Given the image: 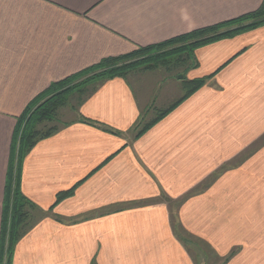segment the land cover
<instances>
[{
	"label": "crops",
	"instance_id": "crops-1",
	"mask_svg": "<svg viewBox=\"0 0 264 264\" xmlns=\"http://www.w3.org/2000/svg\"><path fill=\"white\" fill-rule=\"evenodd\" d=\"M261 2L0 0V219L17 118L51 84ZM195 57L205 84L141 135L154 96L116 78L37 142L20 191L41 216L12 264H264V25Z\"/></svg>",
	"mask_w": 264,
	"mask_h": 264
},
{
	"label": "trees",
	"instance_id": "trees-1",
	"mask_svg": "<svg viewBox=\"0 0 264 264\" xmlns=\"http://www.w3.org/2000/svg\"><path fill=\"white\" fill-rule=\"evenodd\" d=\"M262 25L264 0L256 10L237 18L192 30L160 44L138 47L125 55L102 59L97 64L54 82L30 102L17 118L13 134L1 208L0 264H12L17 243L41 216L37 207L20 191L22 163L37 142L59 130L60 110L69 108L77 112L83 102L106 81L116 78L126 80L136 70L151 71L162 67L164 72L180 83L182 93L166 108H153V118L146 120V114L142 113L135 127L139 136L205 84L208 78H187V73L198 67L195 57L198 48ZM71 97H74L73 104L69 101ZM81 120L87 122L83 118ZM72 194L73 189L60 192L54 205Z\"/></svg>",
	"mask_w": 264,
	"mask_h": 264
},
{
	"label": "rangeland",
	"instance_id": "rangeland-1",
	"mask_svg": "<svg viewBox=\"0 0 264 264\" xmlns=\"http://www.w3.org/2000/svg\"><path fill=\"white\" fill-rule=\"evenodd\" d=\"M127 80H129L136 92L141 94L140 91L143 90L144 87V93L149 92L154 96V99L149 104L150 106L148 105L149 107L143 112L146 114V120L154 117V113L152 111L153 108H166L167 106L171 105V103L176 101V99H178L182 93L180 83L173 80L171 75L164 72L162 67H158L151 71L136 70L127 76ZM69 101L74 103V97L69 98ZM76 113L77 112L74 113L69 110V108L62 109L59 113V121L70 122L76 117ZM200 251H202V249ZM208 257L209 258L206 259V262H208L207 264L218 263L215 261V259H212L210 255Z\"/></svg>",
	"mask_w": 264,
	"mask_h": 264
}]
</instances>
